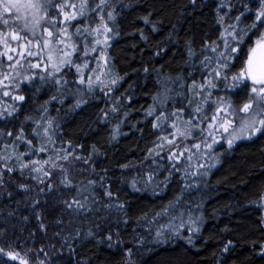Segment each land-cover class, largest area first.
<instances>
[{
    "label": "trees",
    "instance_id": "obj_1",
    "mask_svg": "<svg viewBox=\"0 0 264 264\" xmlns=\"http://www.w3.org/2000/svg\"><path fill=\"white\" fill-rule=\"evenodd\" d=\"M100 2L87 0L70 27L92 26ZM259 10L260 0H108L117 81L90 90L65 67L22 85L24 99L0 117V155L32 148L43 124L61 152L40 175L26 155L24 167L0 158V264H264V128L222 147L199 183L152 154L161 117L187 119L197 107L194 87L223 51L224 27L233 30L224 74L244 68L264 31ZM226 84L218 87L235 106L249 99L248 81Z\"/></svg>",
    "mask_w": 264,
    "mask_h": 264
},
{
    "label": "rangeland",
    "instance_id": "obj_2",
    "mask_svg": "<svg viewBox=\"0 0 264 264\" xmlns=\"http://www.w3.org/2000/svg\"><path fill=\"white\" fill-rule=\"evenodd\" d=\"M5 2L7 0H0V54H3L0 55V117L9 113L15 102L21 101L16 97L20 96L18 89L22 85L45 84L47 77L58 76L59 71L65 67L73 68L74 74L79 80L78 83L82 84L81 80H83L84 85L90 90L109 87L117 81V76L112 70L107 54L109 41L113 35L108 22L111 19L108 18V15L107 18H102L101 13L108 0H101V8L95 19L92 20V26L87 27L81 24L72 26V28L70 27L72 22L85 18L87 8L84 9V15L80 16V1L55 0L57 5L60 2H65L68 5L75 4L76 7H65L63 12L58 6L54 9L49 7L47 13H41L44 19L36 28L35 36L32 35L31 31L20 30L24 18L31 19V13L23 8H21L20 13H17L15 9L5 13ZM225 4L227 5V3ZM65 13H75L77 18L68 23L64 18ZM17 15L21 16L20 20L15 19ZM5 19L8 20L7 25L3 23ZM49 21H53L56 27L53 28ZM65 28L67 29L66 33L63 32ZM228 28V26L224 27L222 31L223 36L220 45L223 51L220 53L213 51L209 70L202 77V81L194 87L190 100L198 101L199 103L196 102L197 107L188 112L187 119L173 113L170 119L172 122H167L168 118L167 121L164 119V125L161 117L158 124V127L161 126L159 129L161 135L152 150L153 155L164 153L169 158L168 161L179 163L189 177L196 179V183L206 179L217 167L223 152L222 147L227 149L236 142L250 140L260 132L256 131L257 128L262 129L258 122L253 124L252 110L247 113L241 111L246 103H251L253 109L256 107V101L251 99L254 96L252 81L233 79L244 68L228 79L224 74L225 65H228L231 60L229 53L224 48L228 36L233 35V30ZM77 29H80L79 33ZM49 32L52 33L51 36L48 35ZM10 33H18L21 37L26 38L15 40ZM72 34L77 35V39ZM260 34H264V31L259 28L257 36L252 39V46L255 45V40ZM28 40H31L32 43L29 44ZM45 42H48L47 46H45ZM29 51L33 54L28 55ZM75 53L76 58H74ZM50 54L52 56L51 61L48 60ZM91 55L92 59L90 60ZM9 56L12 57L11 60L8 59ZM69 61L71 63H68ZM37 64L40 66L35 67ZM245 81H248L250 85V97L239 106H235L225 98V93L221 92L224 86L218 87L221 83L225 85L227 82L226 85L229 84L228 87H232L236 83L238 85ZM260 119H264V115L255 117L256 121ZM229 121H231V126L225 131ZM162 126L165 133L162 132ZM32 136L35 138L32 148L24 145V150L17 152L13 147H8L1 152L0 158L5 161H14L19 167H24L27 164L23 156L26 155L28 162L32 163L31 167L40 175L43 173L44 164L46 162L51 163L61 152L57 148L52 149V135L47 129V125L43 124L40 131L35 132ZM229 140L232 141L231 146L228 143ZM198 186L202 187V184H198ZM259 204L264 228V194ZM261 248L264 251V242Z\"/></svg>",
    "mask_w": 264,
    "mask_h": 264
},
{
    "label": "snow or ice",
    "instance_id": "obj_3",
    "mask_svg": "<svg viewBox=\"0 0 264 264\" xmlns=\"http://www.w3.org/2000/svg\"><path fill=\"white\" fill-rule=\"evenodd\" d=\"M87 0H84V3H81L79 8L80 12L79 15L83 16L84 15V9L86 7ZM60 8V11L63 12L65 7H73L75 8L76 5H68L65 2H60L58 5L55 2V0H7V2L4 3V11L5 13H8L15 9L17 13H20L21 8H23L25 11L31 13V19L29 20L27 17L24 18V23L20 27L21 31H31L32 35L35 36V30L36 28L40 25L41 21L44 19V16L41 15V13H47L49 7L51 8ZM59 15V13H57ZM243 15V13H242ZM65 21L70 23L71 20L76 19L77 16L75 13L73 14H68L65 13ZM111 18V17H110ZM264 0H260V10L256 16V21H259L261 23V26H264ZM16 20H20L21 16L17 15L15 17ZM239 19V17H237ZM3 23L5 25L8 24V20H4ZM49 23L52 24V27L55 28L56 25L53 21H49ZM251 28H256V22H254L251 25ZM80 29H77V32L79 33ZM63 32H67V29H63ZM11 34V33H10ZM12 38L15 40H20V39H25L26 37H21L18 33L11 34ZM49 36L52 35L51 32L48 33ZM6 43V41H5ZM28 43L31 44L32 41L28 40ZM48 42H45V46H47ZM238 43H243V37L241 36ZM231 51L235 52L237 51L236 48H232ZM30 51L28 52V55H32ZM3 55V54H0ZM23 55V54H21ZM248 59L246 61V66L244 69L237 74V76L233 77L234 80L236 81H241V80H248L250 79L252 81L253 87H252V93L254 96L251 99H254L256 101V107L253 109V105L251 103H246L241 111L244 112H249L250 110L253 111V124L259 123L262 128H264V119H260L259 121L255 120L256 116L264 115V34H260L258 39L255 40V46L249 48L248 53H247ZM9 60L12 59V57H8ZM52 56L51 54L48 56V60L51 61ZM18 63V62H17ZM68 63H71L70 61ZM40 65L37 64L35 67H39ZM227 66V65H225ZM79 70V69H78ZM57 71L59 69L57 68ZM218 74V73H217ZM5 79H7V76H5ZM84 81L81 80V83ZM259 85V87H257ZM7 94V93H5ZM18 100H23V96H18L16 97ZM231 126V121L228 122V125L225 127V131L228 130V127ZM261 128H257L256 131H261ZM229 145L231 146L232 141H228ZM9 171H11L9 169ZM15 259V257H12Z\"/></svg>",
    "mask_w": 264,
    "mask_h": 264
},
{
    "label": "water",
    "instance_id": "obj_4",
    "mask_svg": "<svg viewBox=\"0 0 264 264\" xmlns=\"http://www.w3.org/2000/svg\"><path fill=\"white\" fill-rule=\"evenodd\" d=\"M255 46V45H254ZM253 46V47H254ZM247 59H248V56L246 57V61H247ZM246 61H245V63H244V67L246 66ZM249 81H251L250 79H248Z\"/></svg>",
    "mask_w": 264,
    "mask_h": 264
}]
</instances>
